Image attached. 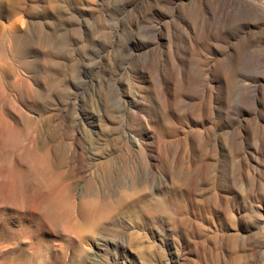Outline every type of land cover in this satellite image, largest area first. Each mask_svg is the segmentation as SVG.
Returning <instances> with one entry per match:
<instances>
[{
	"label": "rangeland",
	"instance_id": "rangeland-1",
	"mask_svg": "<svg viewBox=\"0 0 264 264\" xmlns=\"http://www.w3.org/2000/svg\"><path fill=\"white\" fill-rule=\"evenodd\" d=\"M231 1L0 0L1 264H264V0ZM106 155L151 163L143 224L95 223Z\"/></svg>",
	"mask_w": 264,
	"mask_h": 264
},
{
	"label": "bare ground",
	"instance_id": "bare-ground-1",
	"mask_svg": "<svg viewBox=\"0 0 264 264\" xmlns=\"http://www.w3.org/2000/svg\"><path fill=\"white\" fill-rule=\"evenodd\" d=\"M223 8H226L227 11H230V9L234 8L237 6V2L234 3L231 0H219ZM227 15H224V18ZM82 66V65H81ZM86 69V68H85ZM92 77V76H91ZM87 80V79H86ZM90 83L88 86H93L96 84V82L93 80V78L89 79ZM256 82V81H255ZM254 82V83H255ZM91 84V85H90ZM245 84V83H244ZM247 84V83H246ZM249 84V83H248ZM97 85L99 86L98 82ZM253 85V83H252ZM87 86V85H86ZM87 86V87H88ZM94 89L96 88V85H94ZM86 88V87H84ZM83 88V89H84ZM87 89V88H86ZM93 89V88H92ZM91 89V90H92ZM254 89V88H253ZM247 90V89H245ZM244 90V91H245ZM95 91V90H94ZM253 91V90H252ZM84 92V91H83ZM247 92V91H246ZM85 93V92H84ZM90 93V92H89ZM92 93V92H91ZM256 93V92H255ZM5 94V93H4ZM1 95V94H0ZM94 95V93H93ZM95 96V95H94ZM4 97V96H3ZM1 98V96H0ZM76 99V97H75ZM77 100V99H76ZM79 102V100H77ZM76 101V102H77ZM75 102V103H76ZM70 103V101H69ZM60 105V104H59ZM69 105V104H68ZM70 106V105H69ZM77 106V105H76ZM1 107V104H0ZM79 107V106H78ZM65 108H67L65 106ZM75 108V107H74ZM1 110V109H0ZM77 109H75L76 111ZM79 110V109H78ZM82 110V109H81ZM83 111V110H82ZM78 114V113H77ZM83 117L85 119L87 118H92V115H90L87 112H82ZM80 115V114H79ZM79 115L77 117H79ZM75 117V116H74ZM82 117V116H81ZM107 117V116H106ZM78 119V118H77ZM76 119V120H77ZM80 121V119H79ZM86 121V120H83ZM94 121V120H93ZM96 121V120H95ZM104 121V120H103ZM107 121V120H106ZM111 121V120H110ZM77 122V121H76ZM81 122V121H80ZM87 122V121H86ZM101 122V120H100ZM108 122V121H107ZM83 124V123H82ZM81 124V125H82ZM88 124V123H87ZM86 124H84L85 126ZM90 125V122H89ZM80 126V125H79ZM88 126V125H87ZM86 126V128H87ZM110 127V126H109ZM85 128V127H84ZM94 128H96L94 126ZM101 128V127H100ZM78 129V128H77ZM99 129V128H97ZM110 129V128H109ZM108 129V130H109ZM81 130H84L81 128ZM85 130H88L85 129ZM93 130V129H92ZM102 130V129H101ZM89 131V130H88ZM84 132V131H82ZM81 132V133H82ZM91 132V131H89ZM96 132V131H95ZM77 133H80L77 131ZM5 134V133H4ZM4 134H3V128H2V113L0 111V150L3 147L4 144ZM91 134V133H90ZM84 135V134H83ZM75 136V135H74ZM85 137V136H84ZM99 139V138H98ZM94 140V139H93ZM101 140V139H100ZM99 140V141H100ZM92 141V139H91ZM95 141V140H94ZM98 141V140H96ZM141 142V141H140ZM31 143V142H30ZM39 143V142H38ZM87 143V142H86ZM92 143V142H91ZM98 144H100L98 142ZM91 145V144H90ZM89 145V146H90ZM94 145V143L92 144ZM106 145V144H105ZM140 145V144H139ZM31 146V145H30ZM88 146V145H87ZM85 146V147H87ZM88 146V147H89ZM97 147V145H95ZM40 147V146H39ZM84 147V148H85ZM88 147L86 149H88ZM99 147V146H98ZM142 147V146H140ZM41 148V147H40ZM72 148V145H71ZM82 149V147H80ZM79 148V149H80ZM33 149V148H32ZM122 149V148H121ZM71 150V149H70ZM132 150V149H131ZM84 151H86L84 149ZM106 151V150H105ZM72 152V151H71ZM99 152V151H98ZM104 152V150H102ZM85 153V152H83ZM88 153V152H86ZM85 153V154H86ZM146 153V152H145ZM72 154V153H71ZM76 154V153H75ZM108 154V153H107ZM123 154V153H122ZM142 154V153H141ZM105 155V154H104ZM126 155V154H125ZM77 156V155H76ZM83 156V155H82ZM86 157V156H85ZM88 157V156H87ZM90 157V156H89ZM114 157V156H113ZM111 155H106L103 156L102 160L97 158V163L95 164L98 169H101L100 174L98 177L95 178L94 181V186L95 188L97 187L99 194L96 195L95 193V198L92 201L93 210L98 208V205H100L101 200H103V209L102 207L98 209V216L101 219V221L95 222L101 224L102 219L107 215V213H110V216L113 215H118V214H124V213H130L132 210H137L138 218L142 222H144V219L148 216V204H149V197L151 194V185H152V166L151 163L146 160H141L140 163L138 164V168L136 170H133V172L128 171L129 169L132 168V162L130 161V158H124V159H116L113 158ZM127 157V156H126ZM78 158V156L76 157ZM95 158V157H94ZM79 159V158H78ZM134 160V159H133ZM139 160V159H138ZM148 160V159H147ZM150 160V159H149ZM81 161V160H80ZM154 161V160H153ZM83 162V161H82ZM158 162V161H157ZM72 163V162H71ZM84 163V162H83ZM86 163V162H85ZM153 164V163H152ZM82 165V164H81ZM91 165V164H89ZM155 165V164H154ZM153 165V167H154ZM94 166V165H93ZM134 166V165H133ZM157 167V165H155ZM137 167V166H136ZM96 168V167H95ZM94 168V169H95ZM152 168V169H151ZM87 169V168H86ZM133 169V168H132ZM156 169V168H154ZM92 170V169H91ZM89 171V170H88ZM90 172V171H89ZM159 172V171H158ZM99 173V172H98ZM89 174V173H88ZM92 175V174H91ZM90 175V176H91ZM2 177V171L0 169V181ZM93 177V176H92ZM94 178V177H93ZM58 185V184H56ZM157 186V185H156ZM156 191V190H155ZM1 192V191H0ZM89 195H92L91 193ZM87 195V196H89ZM109 196L112 197V201H104V199ZM84 197V196H83ZM108 198V197H107ZM152 199V198H151ZM73 200V199H72ZM155 200V199H154ZM70 200H68L69 202ZM68 206V205H67ZM6 207V206H5ZM5 207L0 201V235L3 233V230L5 228V223L3 221V216L5 212ZM75 208V207H74ZM47 210V209H46ZM92 208L91 207H86L85 209H81L77 216L68 218V221L66 223V231L69 233H72L73 236H76L81 238V230L80 226L85 223V220H87L92 213ZM26 211V210H25ZM24 211V212H25ZM134 212V211H133ZM76 213V212H75ZM53 214V213H52ZM47 215V214H46ZM50 215V214H49ZM132 215V214H131ZM59 216V214H58ZM55 217V216H54ZM131 217V216H130ZM51 218V217H50ZM113 219V218H112ZM111 220V219H109ZM126 220V217H125ZM113 221V220H112ZM115 221H113L114 224ZM119 222V221H118ZM123 222V221H122ZM93 223V225L95 224ZM116 224V222H115ZM143 224V223H142ZM14 225V224H13ZM105 225V224H103ZM58 226V225H57ZM106 226V225H105ZM111 226V225H110ZM114 226V225H113ZM112 226V227H113ZM116 226V225H115ZM118 226V225H117ZM17 228V227H16ZM105 229V227H103ZM103 229V230H104ZM14 230V229H13ZM101 230V229H100ZM62 232V231H61ZM51 235V234H50ZM3 237V236H2ZM5 237V235H4ZM59 237V236H58ZM61 237V236H60ZM1 239V238H0ZM46 239V238H45ZM90 239V238H88ZM48 240V239H47ZM73 241V240H72ZM3 244V243H2ZM45 245V244H44ZM70 245V244H69ZM79 245V244H77ZM85 246V245H84ZM86 247V246H85ZM91 249V248H90ZM125 251V250H124ZM6 253H4L5 255ZM68 254V253H67ZM66 254V255H67ZM2 250L0 249V259L2 258ZM7 256V254H6ZM11 257V256H9ZM1 261V260H0ZM2 262V261H1ZM0 262V264H1ZM9 263V261L7 262ZM12 264V263H11Z\"/></svg>",
	"mask_w": 264,
	"mask_h": 264
}]
</instances>
